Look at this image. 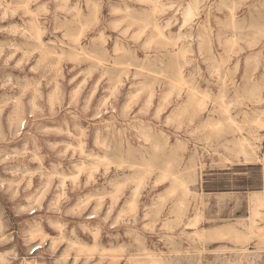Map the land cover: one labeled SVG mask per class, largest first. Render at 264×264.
<instances>
[{"label":"rangeland","instance_id":"obj_1","mask_svg":"<svg viewBox=\"0 0 264 264\" xmlns=\"http://www.w3.org/2000/svg\"><path fill=\"white\" fill-rule=\"evenodd\" d=\"M0 264H264V0H0Z\"/></svg>","mask_w":264,"mask_h":264},{"label":"bare ground","instance_id":"obj_2","mask_svg":"<svg viewBox=\"0 0 264 264\" xmlns=\"http://www.w3.org/2000/svg\"><path fill=\"white\" fill-rule=\"evenodd\" d=\"M40 247H41V246H40V245H38V246H37V249H38V248H40Z\"/></svg>","mask_w":264,"mask_h":264}]
</instances>
